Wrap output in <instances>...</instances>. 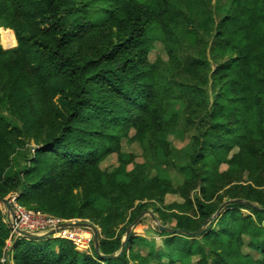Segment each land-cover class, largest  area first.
<instances>
[{
  "label": "trees",
  "instance_id": "obj_1",
  "mask_svg": "<svg viewBox=\"0 0 264 264\" xmlns=\"http://www.w3.org/2000/svg\"><path fill=\"white\" fill-rule=\"evenodd\" d=\"M0 20L11 28L0 27L1 197L92 221L102 254L150 206L161 225L196 231L224 197L251 203L227 205L195 237L157 226L164 247L143 239L145 256L131 236L114 259L21 238L15 264H264V0H0ZM156 41L168 58L151 62ZM179 101L195 131L178 149L165 136ZM131 130L139 162L122 150ZM5 218L0 206V259Z\"/></svg>",
  "mask_w": 264,
  "mask_h": 264
},
{
  "label": "rangeland",
  "instance_id": "obj_2",
  "mask_svg": "<svg viewBox=\"0 0 264 264\" xmlns=\"http://www.w3.org/2000/svg\"><path fill=\"white\" fill-rule=\"evenodd\" d=\"M213 2H214V0H213ZM0 27L8 28L3 24V22L1 20H0ZM8 29H11V28H8ZM17 45H18V42H17ZM17 45L14 46L13 48L17 47ZM13 48H10V49H13ZM182 50L184 51L185 48ZM196 50L197 49L194 47L193 48L187 47V53H188V51H190L191 52L190 54H195L194 51H196ZM183 53L184 52H182V54ZM207 54H208V51H207ZM149 58H150L151 62H155L159 58H164V59L168 58L167 50H166V48L162 42L156 41L154 43V47L150 51ZM182 103H183L182 101H179L176 105L177 111H179V115L181 116V120H180L178 126L176 127V129L174 131L166 134V136H165L166 140L173 147L178 148V149L184 147L187 143L190 142L191 136H192V134H194V131H195L193 126L188 125L187 114H186L185 110L183 109L184 105H182ZM134 133L135 132L133 130H131L129 133V137L123 138L122 150L124 152L134 154L137 157V161L139 162V161L143 160L142 148L137 142H135L131 139V137L134 136ZM26 146L31 151H33L36 148V145L32 141L29 144H27ZM116 164H117V155L111 154L103 161L102 167L104 169L110 170V168H112ZM226 168H227L226 165L221 166V170H225ZM171 174L174 175L176 178L179 175H181L178 172L176 173L175 170H172ZM245 177H247V176L244 175V180L239 181L238 183L244 184V185L249 184L250 183L249 180ZM179 179H182V177H180ZM227 187H229V186H227ZM223 192H224V190H220L219 194H221ZM175 200H180V199L178 196H174V195H168L166 198L167 203H170V202L175 201ZM226 200H228L227 197H224L223 202ZM0 206L6 212L5 223L8 224L7 209L5 208V206L3 204H0ZM242 211L246 215L253 214L251 209L244 208V209H242ZM142 213H144V214L141 217V219L139 220V223L137 222L136 225L132 226L130 236L134 238L135 252H138L141 255L145 256V255H147L148 250L145 247H141V245H140L141 240L146 239L150 242L155 243V245L158 248H162V247H164L163 244H164V241L166 239V236H162L159 233L160 231L157 229L158 223L162 224V221L160 220V214L157 211H155L152 206H150L146 211H144ZM79 221H81V222L86 221V222H89L90 224L94 225L98 229L99 238L103 236L102 229L90 220L72 219V220H65V221H63V223L79 222ZM132 223H133V221H131V220L127 221L124 225H121L115 229L116 234L121 235L122 242L125 239L127 228L129 226H131ZM122 227H125V231L122 230ZM8 228L10 230L9 225H8ZM63 229H66L70 233L67 236L75 238V242H73L71 239H69L67 237H64V238L60 237L59 235H57V234H59L57 232V234H53L50 237L37 240L38 241L37 244H43L48 239L51 240L52 238H58V239H62V240L71 242L75 246V248L80 252H84V253L90 254V255H92L94 253V241H93V236H94L93 234L94 233H93L91 228H89V227H65ZM10 233H11V231H10ZM10 233H9V235H10ZM53 244H54L53 246H55L54 249H56L57 244H55V243H53ZM12 246H15V244H13ZM5 248L6 247L4 246L2 256L0 259V264H15V262L13 260V254H14L13 249H14V247H12V250L10 251V253H7ZM246 250H247V252H249L248 248H246ZM128 255L130 256V253ZM4 256H5V258H4ZM8 257H9V259H8ZM163 260L167 261L168 259L165 257V258H163ZM194 260H196V259H194ZM131 264H142V263H138V261H132ZM148 264H158V263L154 259L153 260L150 259Z\"/></svg>",
  "mask_w": 264,
  "mask_h": 264
},
{
  "label": "water",
  "instance_id": "obj_3",
  "mask_svg": "<svg viewBox=\"0 0 264 264\" xmlns=\"http://www.w3.org/2000/svg\"><path fill=\"white\" fill-rule=\"evenodd\" d=\"M232 203L251 204L249 201H245V200H242V199H239V198L226 200L218 207L216 212L208 220H206L204 222V224L196 231H188V230L182 229V228H170V227L163 226L160 223H158L159 230L160 231H167V232L175 233V234H186V235L191 236V237L199 236L206 230V228L211 223V221L215 217H217L227 205L232 204ZM0 204H3L5 206V208L7 209L8 217H12L13 218L14 210H13V207H12V204H11L10 200L0 196ZM143 214L144 213H141L133 221L132 225L127 228L126 236H125V239L123 240V242L121 243V248H120L119 252L118 253H113V254H102L101 253L100 245H99L98 229L94 225L90 224L89 222H86V221H83V222H81V221H79V222H69V223L66 222V223L61 224L60 227L57 230L63 229L65 227H89V228H91L93 233H94L93 234L94 235L93 236V241H94V251L96 252V254L99 257L104 258V259H114V258L118 257L120 254H122L124 252V249H125L128 241H129V237H130L132 226L136 225V223L139 222V220L141 219ZM10 225L14 227V223L12 221H10ZM17 231L19 232V234L21 236H23L24 238L29 239V240H39V239L47 238V237H50V236H52L53 234L56 233V230L50 231V232H48L46 234H33V233H30V232H27V231H23V230H19V229H17Z\"/></svg>",
  "mask_w": 264,
  "mask_h": 264
},
{
  "label": "built area",
  "instance_id": "obj_4",
  "mask_svg": "<svg viewBox=\"0 0 264 264\" xmlns=\"http://www.w3.org/2000/svg\"><path fill=\"white\" fill-rule=\"evenodd\" d=\"M13 207V218L8 217V225L10 227V235L6 241L5 249L7 253H10L12 250L13 244L16 243L17 240L24 238L19 234L17 229L27 231L33 234H46L50 231L56 230L60 237H67L75 242L74 237L67 236L70 233L66 229L57 230L61 224H63L64 219L62 220L59 217L37 211L34 209L27 208L17 202V197L13 196L10 200ZM10 221L14 223V227L10 225ZM6 256V255H5ZM4 256V258H5ZM9 259V257H8Z\"/></svg>",
  "mask_w": 264,
  "mask_h": 264
}]
</instances>
